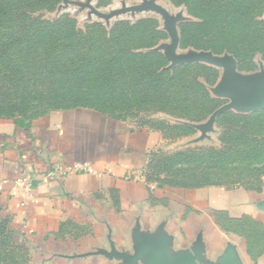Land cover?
Masks as SVG:
<instances>
[{"label":"rangeland","instance_id":"1","mask_svg":"<svg viewBox=\"0 0 264 264\" xmlns=\"http://www.w3.org/2000/svg\"><path fill=\"white\" fill-rule=\"evenodd\" d=\"M188 2L0 0V118L94 111L158 133L145 170L151 185L264 188V106L256 111L227 107L232 98L221 91L227 66L206 58L180 60L209 54L232 60L240 76L264 72V0ZM203 11L215 13L211 30L197 26ZM192 64L218 100L202 120L168 114L156 100L137 101L125 93L142 70L162 71L166 77ZM207 69L217 71L214 80ZM1 232L0 264L58 262L39 255L28 240ZM91 262L106 264L96 257Z\"/></svg>","mask_w":264,"mask_h":264},{"label":"crops","instance_id":"2","mask_svg":"<svg viewBox=\"0 0 264 264\" xmlns=\"http://www.w3.org/2000/svg\"><path fill=\"white\" fill-rule=\"evenodd\" d=\"M157 141L152 129L90 110L0 118V222L39 255L57 258L54 264H96L92 257L152 264L146 243L167 264L187 256L194 264H264V251L252 257L229 223L245 219L264 230V188L151 185L145 170ZM76 161L95 173L47 176L56 164Z\"/></svg>","mask_w":264,"mask_h":264},{"label":"trees","instance_id":"3","mask_svg":"<svg viewBox=\"0 0 264 264\" xmlns=\"http://www.w3.org/2000/svg\"><path fill=\"white\" fill-rule=\"evenodd\" d=\"M183 1L189 4V0ZM214 16V12L208 11L204 13L203 11L199 16L202 21L198 23L197 26L211 30L210 26L215 22ZM37 40H39L38 37L31 40L34 44L33 47H35ZM204 44H207V42ZM206 49L211 48L208 46ZM226 50L232 51L233 49L226 48ZM32 52L33 51H31V53ZM197 66L196 64L178 66L176 71L171 75L168 74L166 77L161 74L162 71L158 72L155 69L142 70L140 71L141 78L137 77L138 73L135 76L133 75L136 84L134 85L133 83L127 88L128 91L125 93L129 96H134V99L137 101L156 100V102L162 103L159 110L168 114H174L187 120H202L216 108L218 100L211 97L205 86L198 80L199 72H193V69L197 68ZM209 71V75L212 77L211 80H214L217 77V71ZM23 77L25 76L23 75ZM19 78L15 81H18ZM25 82L26 80L24 79V83ZM115 88L117 90V86H115ZM164 103L171 107H163ZM227 114L229 113L224 115ZM258 190L260 189L252 191ZM229 223L231 227L238 229V231L246 237L248 240V253L252 257L264 251V230L257 223L245 219H235V221ZM0 232L3 233V235H7L8 238L9 234L10 236L12 234L4 221L0 222Z\"/></svg>","mask_w":264,"mask_h":264},{"label":"water","instance_id":"4","mask_svg":"<svg viewBox=\"0 0 264 264\" xmlns=\"http://www.w3.org/2000/svg\"><path fill=\"white\" fill-rule=\"evenodd\" d=\"M200 58H206L216 64L227 66L221 86V91L232 98V102L227 107L237 106L246 110L256 111L264 106V72L252 75L251 77L240 76L234 71V62L232 60H219L209 54H200L180 60L190 61ZM148 246L151 247L152 264H167L161 261L159 250L152 246V244H143L141 249ZM177 264H194V260L193 257L187 256L183 257Z\"/></svg>","mask_w":264,"mask_h":264},{"label":"built area","instance_id":"5","mask_svg":"<svg viewBox=\"0 0 264 264\" xmlns=\"http://www.w3.org/2000/svg\"><path fill=\"white\" fill-rule=\"evenodd\" d=\"M71 173L94 174L95 170L92 165L87 161H76L65 164H56L53 168L49 170L47 176L57 178ZM26 183V179H21L17 181L18 186L23 187L24 190H26Z\"/></svg>","mask_w":264,"mask_h":264}]
</instances>
